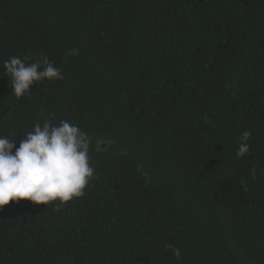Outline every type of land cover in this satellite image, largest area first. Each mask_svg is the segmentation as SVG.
<instances>
[{"label":"trees","instance_id":"obj_1","mask_svg":"<svg viewBox=\"0 0 264 264\" xmlns=\"http://www.w3.org/2000/svg\"><path fill=\"white\" fill-rule=\"evenodd\" d=\"M45 55L17 99L3 62ZM0 77V132L55 113L95 170L3 206L0 264H264V0H0Z\"/></svg>","mask_w":264,"mask_h":264},{"label":"clouds","instance_id":"obj_2","mask_svg":"<svg viewBox=\"0 0 264 264\" xmlns=\"http://www.w3.org/2000/svg\"><path fill=\"white\" fill-rule=\"evenodd\" d=\"M77 54L75 48L67 52L69 56ZM30 59L12 56L3 62L12 94L17 99L29 93L38 81L64 78L62 69L46 55L35 62ZM54 117L55 113H51L43 121L30 125L18 147L15 134L10 130L7 134L0 132V211L11 201L19 203L27 199L34 204L52 201L63 204L85 195L95 171L90 165L91 138L75 123L67 120L53 123ZM250 136V131L241 133L238 156L249 152ZM167 247L180 258L179 248L171 244Z\"/></svg>","mask_w":264,"mask_h":264}]
</instances>
